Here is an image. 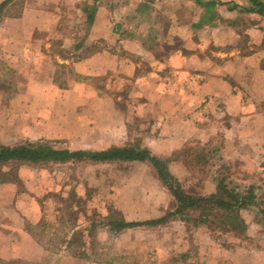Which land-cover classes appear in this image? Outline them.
I'll return each instance as SVG.
<instances>
[{"label":"rangeland","instance_id":"374dc122","mask_svg":"<svg viewBox=\"0 0 264 264\" xmlns=\"http://www.w3.org/2000/svg\"><path fill=\"white\" fill-rule=\"evenodd\" d=\"M96 1L101 5L104 0H58L56 6L61 15L58 28L65 35V44L72 41L70 38L77 41L83 36L93 12H103L102 8H94ZM106 4L110 5L116 34H124L122 41L112 40V47L119 50L123 49L121 44L129 48L138 44L134 51L127 50L130 58L137 59L138 70L160 75L163 86L190 95V102L198 106L202 100L195 96V81L207 75V66L201 76H197L180 68H158V64L150 65L145 59H162L175 50L185 52V45L194 47L197 43L201 44L205 61L217 64V52L226 50V46H217L209 40L206 30L193 25L204 13L203 7L195 0H106ZM70 31L74 37L70 36ZM244 40L246 44L247 39ZM49 68L47 70L46 66V73L53 66ZM56 69L53 76L62 84L73 76L68 65H57ZM114 80V74L97 77L95 83L101 86L99 93L109 94ZM133 87L129 88L130 94ZM128 93L123 90L115 100L121 110L127 111L129 107V112H135L138 102H126ZM22 110L12 109L0 121V146L67 147L61 138L25 135L22 126L39 125L41 115ZM196 111L191 113L193 121L205 125H191L189 139L167 155H161L168 162L176 161L171 171L183 199L176 198L162 186L145 160H142L144 164H134L118 159L80 158L66 163L43 160L0 165V180L13 181L24 194L41 195L37 189L41 191L44 184L45 189L55 187L51 190L49 205L58 210L55 217L45 215L36 224H27L37 242L34 246L22 237L19 243L13 240L10 243L7 223L0 217V264H86L87 260L109 264H247L250 254L264 255V130H260L259 125H234L232 114L208 112L203 118L204 114ZM129 117L127 142L116 148L138 145L148 134H160V125H149L144 119L146 116L133 113ZM132 170L136 172L132 174ZM219 186H223L228 195L238 192L241 196L232 199L227 193L223 194ZM135 188L136 196L154 199L155 203L167 206V210L156 218L138 223L121 220L110 199L114 191L119 199H124L133 194ZM214 195L219 201H225L224 207L195 202L192 206L185 205L188 197ZM247 196L246 204H241V197L244 200ZM67 239L70 241L65 243L64 256L87 254L79 263L59 256L61 253L57 250ZM10 252L16 256H9ZM255 262L264 263L258 259Z\"/></svg>","mask_w":264,"mask_h":264},{"label":"crops","instance_id":"0c3cea01","mask_svg":"<svg viewBox=\"0 0 264 264\" xmlns=\"http://www.w3.org/2000/svg\"><path fill=\"white\" fill-rule=\"evenodd\" d=\"M218 1L220 4L213 8L210 23H193L196 29L206 30L209 40L217 46H226V50L217 52V64L205 61L201 44L197 43L194 47L185 45L186 52L175 50L162 59H145L150 65L158 64V68H180L190 73L201 74L207 66V75H203L194 89L195 96L202 101L194 106L188 98L190 95L163 86L160 75L138 70L137 59L130 58L127 51H134L138 44L130 48L121 44L123 49L119 50L124 51L112 47V40L122 41L124 34H116L113 29L110 5L106 0L101 5L96 1L94 8H102L103 12H93L83 36L77 41L70 38L72 41L68 44L64 43L65 35L58 28L61 16L56 6L58 0H0V116L4 115L0 121L12 109H23L24 113L36 111L41 115L39 125H23L25 135L61 138L69 148L105 150L127 142L126 125L129 115L134 113L146 116L144 119L149 125H160V134H148L139 142L159 157L183 145L192 134L191 125H205L193 121L191 113L194 109L204 114L203 118L208 112L232 114L234 125H259L260 130H264V0ZM256 1L263 2L260 12L258 6L253 5ZM70 36L74 37L73 31ZM243 36L247 39L246 44ZM97 42L100 45L96 46ZM87 48L92 50L79 53ZM69 50L72 52L68 55ZM57 65H68L71 69L73 76L66 84L53 76ZM46 66L47 70L50 66L53 68L46 73ZM109 74L115 75L113 88L109 94H101V86L95 80ZM130 84L134 86L131 94ZM123 90L129 92L126 102H138L135 112H129V107L127 111L121 110L115 100ZM185 127H189L190 132H186L189 130H184ZM131 162L144 164L142 160ZM168 163L173 175L171 168L176 161ZM135 172L131 171L132 174ZM44 186L40 187L41 191L37 189L41 195L35 196L20 192L13 181L0 183V217L7 223L4 225L11 236L10 243L12 240L19 243L22 237L34 246L37 242L27 224L33 225L45 215L55 217L57 214V207L49 205L51 190L55 187L45 189ZM110 200L124 222H142L167 210V206L155 203L154 199L136 196V188L124 199H119L114 191ZM68 239L61 242V249L57 250L61 253L59 256L79 263V259L87 254L64 256ZM8 255L16 256L11 252ZM256 259L264 262V255L250 254L247 264H258ZM86 264L109 262L87 260Z\"/></svg>","mask_w":264,"mask_h":264},{"label":"trees","instance_id":"16d2710c","mask_svg":"<svg viewBox=\"0 0 264 264\" xmlns=\"http://www.w3.org/2000/svg\"><path fill=\"white\" fill-rule=\"evenodd\" d=\"M198 4H200L204 13L201 15L199 20L195 22V24L199 25L201 23H210L214 16V10L216 4H220L218 0H195ZM252 2V1H251ZM255 6H258V11L260 12L263 2L256 1L253 2ZM92 10V7L89 8ZM186 52V51H185ZM194 75L201 76L199 73H195L192 71ZM203 78L199 77L198 80L195 81V84L201 82ZM86 158L88 160L93 161H105V160H145L147 161L155 171L157 178L171 191V193L178 199H183L178 184L176 182L175 177L171 174L168 161L165 158L156 156L151 154L150 151L146 147H142L139 145H131L127 144L125 147L119 149L116 147H112L105 150H89V149H77L70 150L68 148H55L50 145L38 144L33 147H4L0 146V165L9 164L10 162H38V161H52V162H68L74 159ZM1 182L5 181V179L0 180ZM219 189L222 190L223 194L227 193L224 187L219 186ZM231 194H234L233 192ZM226 195V194H225ZM232 199H237L241 196L240 193H235L234 195H228ZM245 200H248V196L243 200L241 197L240 203H245ZM185 205L192 206L193 203H197V205L202 204H214L218 207H224L225 201H220L216 199L214 196H200L195 198H189L188 200H184ZM246 204V203H245Z\"/></svg>","mask_w":264,"mask_h":264}]
</instances>
